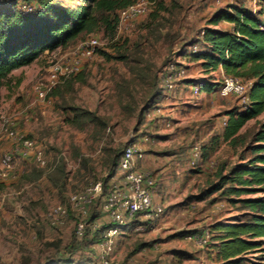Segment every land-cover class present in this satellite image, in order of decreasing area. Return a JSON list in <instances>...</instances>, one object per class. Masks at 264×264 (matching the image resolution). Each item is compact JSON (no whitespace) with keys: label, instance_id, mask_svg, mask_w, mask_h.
Listing matches in <instances>:
<instances>
[{"label":"rangeland","instance_id":"rangeland-1","mask_svg":"<svg viewBox=\"0 0 264 264\" xmlns=\"http://www.w3.org/2000/svg\"><path fill=\"white\" fill-rule=\"evenodd\" d=\"M162 1L166 9L156 17L157 3L147 13L117 27L113 37L102 28L97 29L95 35L100 45L90 58L82 60L78 74L83 75V80L76 78L78 74L70 82L67 78L60 84L58 94L41 99L36 96L34 85L45 76L49 63L71 51L74 44L45 52L35 62L14 69L0 85V153L14 154L13 174L0 177V264H58L57 254L72 239L76 243L71 258L82 260L81 264H97L94 249L86 244L90 236L85 239L75 236V212L69 210L64 222L56 228L48 226L45 213L55 204L68 205L69 194L83 189L89 182L103 181L106 160L142 136L143 147L151 149L163 168L159 185L165 182V191L170 192L153 226L116 238L113 263L219 264L211 239L201 245L188 236L208 232L214 222H228L242 211L218 192L202 200L197 196L217 179L216 172L222 162L229 168L241 162L238 160L241 153L245 157L249 153L242 147L231 148L219 136L225 112L231 108L241 110L236 97L220 96L217 87L209 95L192 93V85L199 81L220 80L222 76L216 71L205 74L199 62L190 60L188 46L199 42L202 48L200 31L212 28L209 19L229 4L250 6L264 21V0ZM54 2L75 8L82 0ZM224 26V21L218 24L220 28ZM189 39L191 43L186 45V51H180L182 43ZM126 46L128 57L123 60L108 59L101 53L114 56ZM175 64L184 67V73L177 75L176 88L166 92L162 74ZM154 80L157 91L152 89ZM174 99L178 100L180 109L170 114ZM71 106L95 112L107 126L87 124L83 130L73 126ZM263 117L264 114L259 119ZM3 119L42 146L48 166L42 168L41 174L38 171L41 168L6 138L1 129ZM254 124L255 120L251 119L243 129ZM213 136L218 140H213ZM194 145L201 147L196 164L192 154ZM59 165L65 177L55 183L49 173L55 178L53 174ZM116 171L115 167L110 177ZM99 205L97 199L88 216L93 217ZM145 242L150 243L139 246ZM262 254L256 251L250 256L263 260Z\"/></svg>","mask_w":264,"mask_h":264},{"label":"trees","instance_id":"trees-1","mask_svg":"<svg viewBox=\"0 0 264 264\" xmlns=\"http://www.w3.org/2000/svg\"><path fill=\"white\" fill-rule=\"evenodd\" d=\"M133 1L135 0H82L80 6L73 8L56 4L54 0H0V85L8 80L14 69L35 62L45 52L75 45L95 35L97 29L102 28L110 37L115 36L119 10ZM152 1L149 9L157 3L154 14L156 17L166 6L162 0ZM23 4L30 5L31 11L25 12ZM251 10L250 6L238 4H229L217 10L208 21L213 27L204 28L198 36L202 48L199 47V42L188 46L190 48L197 44L196 51L188 49V53L192 62L200 63L205 74L221 68L225 75L251 81L248 91L249 107L226 111V121L224 125L221 123L223 129L219 135L231 148L242 147L249 155L245 157L241 153L238 156L241 162L229 168H226V162H222L216 172L217 179L211 181L197 196V199L202 200L218 192L242 211L228 222L217 221L210 225L206 243L211 239L219 264H264V117L259 119L264 114V21L258 13ZM222 21L230 26L218 27ZM188 43H191L190 39L182 43L180 51L185 52ZM125 48L114 56L104 51L101 53L108 59L115 57L123 60L128 57V47ZM180 66L170 65L166 72L174 73ZM76 74L69 75L63 81L69 78L70 82ZM164 76L165 73L162 74V82ZM76 78L83 80V75L78 74ZM63 81L52 88L48 97L60 92L59 86ZM220 82L221 79L208 78L199 81L197 85L200 93L214 92ZM152 89L157 91V80H154ZM71 109L73 116L70 123L79 129L83 130L87 124L107 126V122L93 111L78 106H71ZM251 119L255 120V126L243 129ZM213 140H218V137L213 136ZM121 153L116 152L106 160V176L102 181L104 186L117 166ZM197 160L195 159L194 164ZM36 166L41 168L38 170L41 174L42 168L47 167L48 163L46 166ZM152 173L155 178L154 172ZM51 175L49 173L50 179L55 183L64 179L62 166L59 165L53 174L56 179ZM97 216L98 213L93 212V217L88 216V222H92ZM102 228L103 226L92 228L90 223L85 229L84 237L80 239L90 236L86 244L91 245L99 239ZM75 243L72 239L68 247L57 254L58 264L82 263V260L74 261L71 258ZM149 243H140L139 246ZM256 251H262L260 258L263 260L250 256Z\"/></svg>","mask_w":264,"mask_h":264},{"label":"built area","instance_id":"built-area-1","mask_svg":"<svg viewBox=\"0 0 264 264\" xmlns=\"http://www.w3.org/2000/svg\"><path fill=\"white\" fill-rule=\"evenodd\" d=\"M250 1V0H248ZM152 0H135L118 12L117 27H121L133 19L145 14L152 5ZM25 12L31 11V6L23 4ZM256 11L254 8L251 10ZM203 33V32H201ZM100 45L96 35L77 42L71 51L51 61L43 78L36 81L34 92L37 97L47 99L52 88L63 81L69 75L80 71L82 60L90 58ZM197 44L190 47L191 52L196 51ZM184 68H179L176 73L166 72L162 86L166 92H172L177 86V75L184 73ZM251 81H245L239 77L223 74L217 93L222 97L235 96L241 109L249 107L248 91ZM194 95L200 94L197 84L192 85ZM161 111L160 108H156ZM225 117L221 123L225 124ZM1 129L6 138L14 142L22 154L30 158L39 166H46L48 161L42 146L23 133L18 132L11 123L3 119ZM195 159L200 155V146L192 147ZM143 149L136 142L128 143L122 150L116 166V174L108 179L104 186L102 180L89 182L83 189L75 191L68 196V205L55 204L46 213L45 220L51 228H56L64 222L69 210L76 213L74 220V233L77 238L84 237L86 227L91 223L92 228H103L99 232V260L100 264H114L112 252L116 238L128 229L130 221L136 220L133 230L142 231L154 222L162 214L163 206L154 204L152 195L155 188V178L150 170L138 167V161L143 158ZM14 154L11 151L0 153V177L13 174ZM100 199L97 208L98 216L88 222V212L92 204ZM106 221V222H105ZM189 239L198 244H205L208 233L190 234ZM133 264V263H122Z\"/></svg>","mask_w":264,"mask_h":264},{"label":"crops","instance_id":"crops-1","mask_svg":"<svg viewBox=\"0 0 264 264\" xmlns=\"http://www.w3.org/2000/svg\"><path fill=\"white\" fill-rule=\"evenodd\" d=\"M229 26L230 25L226 22V26H224V27H229ZM216 73L219 74L220 76L223 75L221 68H218L216 70ZM189 76L193 77V75H189ZM201 93L209 95V94H212L213 92H204V91H202ZM173 102H174V104H172L173 106L170 108V114L174 113L175 109L176 110L180 109V106L178 104V100L174 99ZM168 126H170V122L168 123ZM143 139H144L143 136L141 138L139 137V141L136 142L137 144L140 145V147L144 151L143 152V154H144L143 158L138 161L137 165H138L139 168L147 169V170H150L151 172H154L156 181H159L160 178H161V174H159V173H160V171H162L163 168L159 167V166H161V164L156 162L157 161V157H155V155L150 152L151 149L150 150H146V148L143 147V145H142V140ZM159 184H160V181L155 184V188H154L153 195H152V201H153L154 204H161V205L164 206L165 205L164 203L167 200L166 199L167 194L170 191L169 190L165 191V189H166L165 188L166 187L165 182L162 185H159ZM135 223H136V220L130 221V223L127 226L128 229L124 231V234L126 233L125 236H129L130 233L134 232L133 226H134ZM199 233L203 234V231H200ZM91 247L95 251V254H96V257H97V260H98L97 264H100V260H99V239L96 242L92 243ZM153 247L156 248L157 246L154 244Z\"/></svg>","mask_w":264,"mask_h":264}]
</instances>
